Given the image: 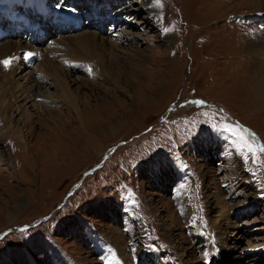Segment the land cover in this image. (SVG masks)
<instances>
[{
    "label": "rangeland",
    "instance_id": "rangeland-1",
    "mask_svg": "<svg viewBox=\"0 0 264 264\" xmlns=\"http://www.w3.org/2000/svg\"><path fill=\"white\" fill-rule=\"evenodd\" d=\"M72 1L85 11L104 0H61ZM106 1L112 11L143 1L153 10L156 23L149 18V26L144 11L125 21L138 23L130 31L142 58L135 69L125 64L138 83H127L122 74V85L131 89L127 95L72 74L89 86L81 90L82 124L72 122L76 116L54 100L49 86L41 97L21 103L32 126L22 118L14 124L30 151L14 148L12 133L0 145V264H101L102 254L116 264L111 256L122 248L135 253L126 252L135 264H153L152 255L162 264H181L180 248L195 260L191 264H204L200 245L212 235L221 247L211 254L219 252L217 261L226 264L230 254L241 257L234 264L252 258L264 264V101L253 98L252 60L245 52L264 34V0L255 4L258 9L254 0ZM38 13H47L40 0H0V43L17 39L24 45L30 38L29 47L48 49L54 30L49 26L47 37L43 27L34 30ZM82 25L87 27L85 20L73 27ZM102 32L108 36L109 27ZM64 38L57 39V53L66 47ZM35 56L29 66L22 58L24 68L14 75L21 92L30 80L46 77L45 59ZM5 113L8 118L12 112ZM62 120L70 124L63 128L67 138L55 127ZM0 122L1 133V116ZM238 124L248 126L260 145ZM219 185L234 190L223 208L214 197L205 202ZM219 214L227 219L214 225ZM162 223L173 226V238ZM236 243L246 252L240 254ZM142 249L149 255H141Z\"/></svg>",
    "mask_w": 264,
    "mask_h": 264
},
{
    "label": "bare ground",
    "instance_id": "bare-ground-1",
    "mask_svg": "<svg viewBox=\"0 0 264 264\" xmlns=\"http://www.w3.org/2000/svg\"><path fill=\"white\" fill-rule=\"evenodd\" d=\"M256 1L254 0V6L255 8L258 9V7L255 4L258 3L259 0ZM58 2L59 5L57 6L54 0L49 1L47 4H46V0H40V4L44 6L46 11L51 7L49 4L52 3L53 6L55 7V11L57 12L55 16H51V15L49 16L48 12L45 13V15H41L38 13L39 15L38 20H41V22L37 21L38 26L35 27L34 29L35 31H38L43 27L45 29L43 31L46 32V34H44L43 32L40 33H42L43 37H47L49 35V33L47 32V28L49 26L53 27L52 30H54L55 36L50 39L51 42H49L50 43L48 45L49 48L47 46L48 49H43V48L34 49V47H29V42L27 41L28 40L30 41V38H25L23 40V42L25 43L24 45L21 43L20 40L17 39L13 41L12 40L10 41L8 39L9 41H4L0 43V84H1L0 116L4 120V124H5V129L0 133V145H3L5 142L3 138L5 133L6 134L12 133L15 137L14 141L16 142V146L13 147L16 149L18 148L19 150L21 148L22 150L23 148L27 149L26 152L29 153L30 149L26 137L23 136V133L20 129L17 130L18 125H15L14 122L17 121V118L19 121L22 118V120H25L24 126H28L31 129L32 126L31 116L25 113L24 109H22L21 107V103L30 97H34V98L41 97L42 96L41 91L44 90L45 86H49V88H51L55 92V96H56V97L54 96L55 101L61 103L62 107L65 108V110H68L71 113L73 112V114L76 117L72 122L73 123L78 122L79 124H82L83 123L81 122L82 116L79 110V106L82 103L80 101L82 96L81 90L82 87L89 88V86L83 85L81 83H77L74 79H71L72 74H73L72 76L76 75L78 77L85 78L86 81H88L89 84L91 83L92 84L91 86L93 87L96 86L97 88L103 86L104 88V87H109L111 85L110 87L112 89H115L120 93H124L127 95L131 89L129 90V86H128L129 84H127V86L122 85V80H123L122 74L127 76L128 78L127 83H129L130 80L134 84L138 83V79L132 76L131 74L127 75L128 69H125L126 68L125 64L128 63L133 65L134 62H137L139 61L140 58H142L141 55L142 53L137 48L139 47L137 43L138 38H134L133 33H131L130 31L131 28L135 26L137 27L138 23L136 22L126 23L125 21L129 20L132 15H133L132 17L134 18L136 16L138 17L139 13H141V11H144V13L147 16H145V18L142 17V20H144V22H146L147 25L151 22L149 18H151V20L156 23L153 10L147 3L148 1H143L142 3H140V6L137 8L134 5H130L127 7L116 8L114 11L111 10L113 3H109L106 0H104L102 3L95 2L90 10H85V11L81 7L83 5L80 3L75 4L72 1V2H64L62 4L61 1ZM99 4H103V6L101 7V5ZM106 5H107V9L105 10ZM21 7L24 9V6ZM150 13H151V17H148ZM120 19L122 20L120 21ZM137 19H139L140 21V18ZM83 20H85L87 27L85 26L83 27V25L80 28L73 27L75 24L76 25L81 24ZM60 23H63L64 27H62ZM69 24L71 26H69ZM109 24H111V26ZM105 27H109L108 36H106L102 32L103 28ZM84 28H91V30ZM111 30L112 32H110ZM35 31H33V33H35ZM0 32H1V26H0ZM61 34L64 35L59 36ZM62 37H65L62 40V44L66 47L64 48V50H60L59 53H57L55 45H57V43L59 42V41L57 42V39ZM37 45L38 43L34 39V42H32V46H37ZM247 49L248 50L245 52H247V56H249V60L250 59L252 60V72H251L253 76L252 81L255 82L254 87H252L254 93L253 98L257 103H261V101L262 102L264 101V34H260V36L257 37L255 41L250 42V47H247ZM34 55H40L43 59H45L44 66L46 69V77L45 79L37 77L34 78L33 80H30L31 85L29 87L24 88L23 91L21 92L22 88L20 86L22 84L20 86L19 85L15 86L16 83L13 82L15 78L14 75L20 69L24 68V66H19L20 60L24 58L25 62L27 61L30 62L34 58ZM97 59L99 61H97ZM127 60L133 62L130 63L129 61L127 62ZM5 61L8 62L7 65H5L4 63ZM89 63L96 64V67L90 68ZM135 65H133L134 69L136 68ZM47 80L50 82H48ZM3 84L5 85L3 86ZM8 109L11 110L12 112L11 113L12 115L10 114V116H8V118L10 117L9 119L6 118L5 115L6 114L5 112ZM47 110L53 111L51 109H47ZM55 121H52L53 126L58 124V123L55 124L56 123ZM62 123H65V121L62 120L61 125L55 127H57V129H60L61 134H59V136L62 135L65 138H67L66 137L67 135H65L66 133L64 132L65 130L63 128L66 129L67 127L70 126V124L69 122H66L65 124ZM2 124L3 123H1V125ZM79 128L81 129V125L77 127V129ZM77 129L75 128L73 130L75 131ZM51 133H53V131ZM168 177H169L168 174L164 175L165 179H167ZM222 187L225 188L224 185L214 186L213 189H215L216 194L214 193L215 195L213 194L212 197L210 194L206 195L205 202L207 203L209 200H211L210 198L214 197L215 203L217 202L216 203L217 205L222 206L226 198H229L234 193V190L231 187H228L227 189H225V191L221 189ZM181 190H182L181 185H177L176 194L180 196L182 194ZM227 204L229 205V203ZM223 206L221 208H223ZM208 210L207 212H209ZM229 210L227 211V214L231 212V209ZM221 217L223 218V220L226 221L227 218L219 214L217 216V219L214 221V225L218 224ZM170 226L169 225L167 226L166 224L162 223V227L166 231L167 236L173 238L175 236L174 234L175 229L173 228V226L172 227ZM190 233H195V230L191 231ZM240 234L243 235L244 232H241ZM218 235L221 237L222 240H224L222 234H218ZM211 238L214 239V243L212 242H207L208 244L206 243L207 244L206 251L208 252L204 254L205 255L204 260L207 264H213L214 262L219 260L218 258L219 252H216L215 257L212 258L211 256L214 247H220L218 241L213 235ZM234 245L236 246V249L240 251L239 252L240 254L246 252V250L248 249V247H241V246L238 247L239 244L237 243ZM113 249L115 250L116 247L113 246ZM115 252L117 254H112L111 258L116 262V264H135V261H132L131 258L129 257V256L133 257L135 253L131 255L130 251L127 248H122L120 251H115ZM126 252L129 254V256L126 254ZM186 252L187 251H185L184 248H180L178 250V255L181 257L180 261H182L181 264H191L193 261H195L194 259L192 260V262L189 261L190 258L188 259V257L190 256H187ZM118 253H120V255ZM140 254L143 256L146 254L149 255V253L145 249L140 250ZM230 257H231L230 254L226 256V264H234L236 261H241L240 255L232 257L231 259L233 261L230 259ZM152 258H154L153 259L154 261H152L153 264L154 263L162 264L157 260V258H159L158 255H152ZM252 261H255V258L249 259L248 264H253ZM140 262H142V259Z\"/></svg>",
    "mask_w": 264,
    "mask_h": 264
},
{
    "label": "snow or ice",
    "instance_id": "snow-or-ice-1",
    "mask_svg": "<svg viewBox=\"0 0 264 264\" xmlns=\"http://www.w3.org/2000/svg\"><path fill=\"white\" fill-rule=\"evenodd\" d=\"M4 63H5V65H7V63H8V62H7V61H5Z\"/></svg>",
    "mask_w": 264,
    "mask_h": 264
}]
</instances>
